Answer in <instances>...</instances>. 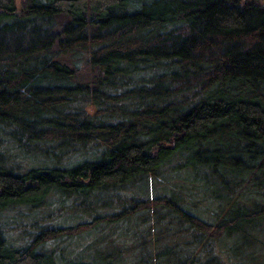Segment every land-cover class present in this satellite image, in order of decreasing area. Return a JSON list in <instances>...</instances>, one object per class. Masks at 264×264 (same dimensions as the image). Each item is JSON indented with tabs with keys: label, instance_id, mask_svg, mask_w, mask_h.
<instances>
[{
	"label": "trees",
	"instance_id": "obj_1",
	"mask_svg": "<svg viewBox=\"0 0 264 264\" xmlns=\"http://www.w3.org/2000/svg\"><path fill=\"white\" fill-rule=\"evenodd\" d=\"M227 261L264 264V0H0V264Z\"/></svg>",
	"mask_w": 264,
	"mask_h": 264
},
{
	"label": "rangeland",
	"instance_id": "obj_2",
	"mask_svg": "<svg viewBox=\"0 0 264 264\" xmlns=\"http://www.w3.org/2000/svg\"><path fill=\"white\" fill-rule=\"evenodd\" d=\"M76 58H74L72 61V65L75 64H79L82 60L81 56L78 54L75 56ZM79 58V59H78ZM63 59V58H62ZM86 62L84 61L82 64H80L81 67H86ZM95 70L93 69H88V68H79L76 70V74H75V81L77 82H82L86 81L88 83L91 84L92 81L91 78H89L90 76H95L96 75ZM84 82V83H86ZM94 239V237H88V235H85V233L81 234V236H77L75 238H73L70 243H67L66 246V254H69L70 256L72 254H78V251L80 248H82V246H85L88 241H92ZM112 240V243L114 245V248L116 249H121L122 251V255L123 257H125L126 259H133L137 256H135V248L128 242H130V240L128 239V232H126L125 228H119L117 231L114 232V234H110L108 237H103L101 238V241H110ZM93 243V242H92ZM52 245L51 241H48L45 243V247L48 249L50 246ZM85 252H82L81 255L84 256ZM222 256H224L225 258H227L228 255H226L225 253H222ZM138 259V258H135ZM134 260V259H133ZM227 264H229V262L227 261Z\"/></svg>",
	"mask_w": 264,
	"mask_h": 264
}]
</instances>
